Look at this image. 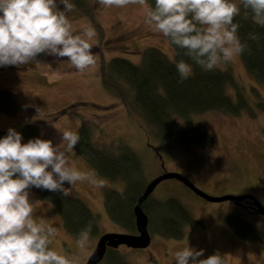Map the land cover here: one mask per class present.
Returning a JSON list of instances; mask_svg holds the SVG:
<instances>
[{
	"label": "rangeland",
	"instance_id": "1",
	"mask_svg": "<svg viewBox=\"0 0 264 264\" xmlns=\"http://www.w3.org/2000/svg\"><path fill=\"white\" fill-rule=\"evenodd\" d=\"M68 2L73 5L67 13L73 34H80L89 26L95 30L89 43L96 57V68L81 74L67 62V57L47 54H41L28 65L0 67V90L14 92L20 101L15 116L0 111V131L15 129L22 135V143H27L22 128L28 124L39 129L37 138L51 140L56 145L61 142L60 132H76L86 125L98 147L131 148L142 160L146 185L166 172L178 173L210 196L250 194L264 206V85L247 71L240 55L216 68L230 71L232 81L226 92L234 101L239 96L242 98L245 106L241 112L232 115L209 111L192 115V123L211 134L213 143L190 150H167L152 139L136 106L114 96L103 80L104 66L107 69L112 59L124 58L138 65L143 52L150 47L159 49L176 63L170 42L145 25L144 8L139 4L102 7L98 0H87L88 4L80 8L73 0ZM232 2L241 4V0ZM57 5L63 10L59 0ZM68 155L79 170L88 172L97 182H78L69 192L80 197L98 217L99 230L96 235H90L87 248H78L77 237L66 232L61 216L34 188L30 189V199L39 201L33 216L57 228L55 236L50 237L49 247L68 256L74 264H86L101 235L134 232L114 223L104 209L106 189L122 191L123 183L101 177L75 149ZM65 187L69 185L66 183ZM171 197L187 208L191 218L184 223L182 236L165 237L156 228L148 249L121 246L116 250L125 261L175 264V252L190 246L204 251L200 259L219 252L224 264H264L263 216L247 213L231 201H206L175 179L161 182L151 195L156 202ZM229 216L252 225L249 240L235 232L228 222ZM151 219L159 224L161 217L154 214Z\"/></svg>",
	"mask_w": 264,
	"mask_h": 264
},
{
	"label": "clouds",
	"instance_id": "2",
	"mask_svg": "<svg viewBox=\"0 0 264 264\" xmlns=\"http://www.w3.org/2000/svg\"><path fill=\"white\" fill-rule=\"evenodd\" d=\"M59 2L63 10L58 8L57 0H0V67L28 65L40 54H47L67 57V62L81 74L96 68L89 43L96 34L94 28L89 26L73 34L67 17L73 5L68 0ZM241 2L245 18L251 13L252 20L264 26V0ZM98 3L118 8L139 4L144 8L145 25L184 49L185 55L204 71L232 61L247 47L237 35L240 25L234 19L241 9L232 0H155L154 8L147 0ZM250 38L256 39L251 34ZM176 68L181 82L192 72L184 60L178 61ZM60 133L61 142L56 145L40 138L22 143V135L12 128L0 139V264H74L68 256L49 247L57 228L33 216L39 201L30 199L31 188L67 197L78 182L97 183L69 158L68 153L79 143L78 132ZM66 183L69 187H65ZM90 233L91 224L79 232V249L87 248ZM203 255V250L188 246L175 252V264H224L219 252L200 259Z\"/></svg>",
	"mask_w": 264,
	"mask_h": 264
},
{
	"label": "trees",
	"instance_id": "3",
	"mask_svg": "<svg viewBox=\"0 0 264 264\" xmlns=\"http://www.w3.org/2000/svg\"><path fill=\"white\" fill-rule=\"evenodd\" d=\"M73 1L80 8L85 3L88 4L87 0ZM147 1L154 8L155 0ZM239 7L240 15L235 17L234 23L240 25L237 32L240 42L247 45L240 57L247 71L264 85V26L256 24L251 13L245 18L242 2ZM250 34L256 39H251ZM171 46L175 51L176 63L171 62L155 47L147 48L143 52L138 65L124 58L112 59L107 69L104 66V85L114 96L136 106L152 139L164 145L167 150H190L208 146L213 143V136L193 124L191 116L209 111L237 115L245 103L240 96L238 101H234L226 92L227 85L232 81L229 70L215 67L213 70L204 71L185 55L184 49L172 44ZM180 60L192 67V73L183 82L176 68ZM19 108L20 101L14 92L0 90L1 112L15 116L19 113ZM76 132L80 140L74 149L93 170L105 179L123 183L122 191L106 189L105 209L114 223L135 234L134 208L146 187L141 158L127 146L114 149L98 147L86 125H82ZM7 134V131H0V139ZM22 134L27 140L35 139L39 136V129L26 124L22 128ZM34 189L61 216L67 233L78 237L79 232L91 224L90 235L97 234L98 217L80 197L70 194L64 197L59 193ZM142 207L149 218L148 230L151 236L155 234L154 229L158 228L163 236L177 239L183 234L184 223L191 221L187 208L173 197L156 202L150 196ZM154 214L161 217L159 224L151 219ZM237 220L233 216L228 217L235 232L249 240L252 237V225L244 220ZM104 261L106 264H130L114 249L107 250L102 262Z\"/></svg>",
	"mask_w": 264,
	"mask_h": 264
},
{
	"label": "water",
	"instance_id": "4",
	"mask_svg": "<svg viewBox=\"0 0 264 264\" xmlns=\"http://www.w3.org/2000/svg\"><path fill=\"white\" fill-rule=\"evenodd\" d=\"M168 179H175L182 184H184L189 190H191L198 197L209 201V202H224L231 201L239 205L241 202L248 200L253 203L256 214L264 217V206L259 202V200L250 194L243 195H223L219 197H213L192 184L183 175L178 173H169L159 175L158 177L149 181L145 187L143 194L137 201L134 208L135 220H136V234L129 233H105L100 236L96 247L86 264H99L104 259L108 249H117L119 246L124 245L131 249H146L150 246L152 241V236L148 230L149 218L143 210L144 201L150 197L155 190V188L163 181Z\"/></svg>",
	"mask_w": 264,
	"mask_h": 264
},
{
	"label": "flooded vegetation",
	"instance_id": "5",
	"mask_svg": "<svg viewBox=\"0 0 264 264\" xmlns=\"http://www.w3.org/2000/svg\"><path fill=\"white\" fill-rule=\"evenodd\" d=\"M239 209H241V210H243V211H245V212H247V213H253V214H255L256 212H255V208L253 207V203L252 202H250V201H248V200H245V201H243V202H241V204H239V205H237V204H235ZM104 209H105V207H104ZM105 211H106V209H105ZM107 213V212H106ZM121 246H124V245H121ZM121 246H119V248H117L118 250L120 249V247ZM126 247V246H125ZM117 249H115V250H117ZM127 249H131V248H128L127 247ZM146 249H148V248H146ZM117 250V251H118Z\"/></svg>",
	"mask_w": 264,
	"mask_h": 264
}]
</instances>
